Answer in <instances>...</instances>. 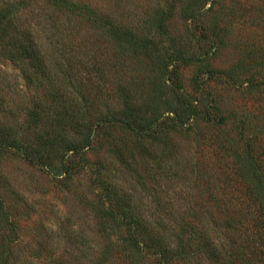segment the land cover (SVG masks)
Masks as SVG:
<instances>
[{"label": "rangeland", "instance_id": "obj_1", "mask_svg": "<svg viewBox=\"0 0 264 264\" xmlns=\"http://www.w3.org/2000/svg\"><path fill=\"white\" fill-rule=\"evenodd\" d=\"M75 1L88 4L102 15H114L117 25L126 26L130 46L138 38L156 45L157 50L144 48L134 53L130 47L129 53L119 54L110 45L106 48L103 39L97 42L103 49L101 57L112 53L111 68L118 71L121 85L132 91L135 103L159 93V67L174 49H185L191 55H203L202 61L177 67L172 81L166 80L171 73L164 75L162 106L172 98L178 83L197 99L198 107L212 109L211 117L227 118L232 143L239 152L245 150V140L239 133L243 120L246 137L252 135L258 144L264 143V0H204L201 7L205 10L195 20H188L183 12L190 0ZM168 6L167 34L157 26L160 9ZM199 25H208V30L203 29L208 32V40L197 30ZM97 32L93 27L90 33ZM255 49L254 58L249 57ZM80 58L87 60L85 55ZM249 59H254L257 69L248 70ZM22 64L0 55V264H164L155 241L145 230L149 231L148 225L159 230L166 213L173 220L188 215L189 224L194 222L197 227L206 223L211 248H220L223 255L222 259L209 255L207 264H240L231 243L253 234L250 243H237V247L245 245L240 250L249 257L248 264H264V222H260L264 218V194L255 193L251 207L255 221L250 216L239 222L236 217L242 206H247L245 197L249 194L242 188L241 176L247 178L253 167H237L235 174L236 167H230L228 155L220 163L208 160L212 149L200 135L208 136L214 128L206 119L195 123L191 133L172 140L173 150L170 157L161 160L162 168L157 171L153 167L146 175L138 174L136 167L147 164L137 166L130 155L122 157L115 146L121 142L113 138L110 127H104L83 151L63 156L69 142L59 139L54 148H49L47 140L58 139L59 127L73 134L74 121L66 115L59 118L64 111L53 88L45 84L37 90L43 121L33 122L30 111L36 104V91L24 79ZM231 69H237L236 80L227 76ZM150 98L146 101H155ZM121 108V100L112 101L105 114L120 112ZM231 124L237 128L229 130ZM79 138L86 142L84 135ZM147 150L166 154L152 146ZM177 160L187 163V172L195 177V183L184 182L186 176H174L178 167L184 168L174 166ZM169 167L174 169L165 176L163 169ZM255 168L264 171V167ZM112 177L118 188L127 191L131 207L142 213L145 230L142 224L134 228L123 225L116 232L100 229L97 211L102 202L113 197L108 191ZM249 183L257 188L256 180ZM189 207L193 209L189 211ZM117 235H123L125 246L115 244ZM138 240H144V246Z\"/></svg>", "mask_w": 264, "mask_h": 264}, {"label": "trees", "instance_id": "obj_2", "mask_svg": "<svg viewBox=\"0 0 264 264\" xmlns=\"http://www.w3.org/2000/svg\"><path fill=\"white\" fill-rule=\"evenodd\" d=\"M203 1L186 2L183 12L188 20L197 19L198 15L205 10L201 7ZM170 12L169 6L165 10L160 9L157 26L160 32H167L166 21ZM93 27L98 30L96 35L90 33ZM203 29L208 30V25L197 26V30L201 33ZM206 30L203 36L208 40ZM92 37L94 41H90ZM128 37L130 34L126 26L117 25L114 15H102L82 2L75 0H0V55L23 63L24 79L27 80L29 87L32 86V89L36 91L34 94L36 104L31 107L30 111L31 119L35 124L43 121V116L38 109L37 90L39 91L45 84H48L53 88L64 111L60 116L55 113L56 117L61 118L66 115L74 121L71 129L74 131L73 134L59 127L58 139L52 142L47 140L49 148H54L60 140H66L69 143L66 144L63 156H67L71 151L81 152L86 146L92 145L104 127H110L113 129V138L121 142L115 145L119 153L122 157L130 155L131 162L136 163L137 166L141 163L147 164V167H136V170H140L138 174L143 172L146 175L147 170L153 171V167H156L157 171L162 168L161 160L170 157V152L173 150L174 145L170 144L172 140L191 133L195 123L206 119L209 127L214 128V132L208 136L200 135V140L204 142L207 140L205 145L210 144L212 149L209 151L211 156L208 160L220 163L226 160L228 155L229 160L227 161L230 167H236L235 174L239 171L237 167H253L247 178L241 176L242 188L245 193L249 194L245 197L247 206H242L241 212L237 217L235 216L239 222L249 219L253 216L251 207L254 204L255 193L264 194V171H258V168H255L264 167V143L258 144L252 135L246 137L248 135L244 128L246 121L243 120L239 133L245 140V150L239 152L237 146L232 143L234 138L228 131L227 127L230 123L226 122L227 118L223 117L221 120L216 115L211 117L212 109L208 106L198 107L197 99L187 93L178 83L172 92V98L168 97L163 103L166 105L162 106L160 100L164 96V75L171 73L166 80L172 81V73L177 70V67L202 61L203 55H191L185 49H174L172 53L167 54V59L159 67L160 75L162 74L157 89L159 93L155 92L152 97L150 96L151 98L145 96L142 102L135 103L132 91L121 85L118 71L111 68L114 60L112 53L101 57L99 52L103 49L97 44L103 39L107 44L106 48L112 46L113 50H117L119 54L129 53L128 48L130 47L133 48L134 53L144 48L157 50L156 45L147 43L144 38L136 39L130 46ZM212 45L216 47V40L212 41ZM255 52L256 49L251 51L249 57L254 58L253 53ZM72 55L77 57V61H74ZM84 55L87 60L80 58ZM253 60L249 59L247 63L250 65L249 71L258 68ZM237 74V69H231L227 76L236 80ZM256 75L260 77L258 73ZM83 85H89V87L86 88ZM148 98H153L155 101L148 102L146 101ZM118 99L122 103L121 111L105 114L110 108V103ZM216 114L223 116L219 112ZM234 127L236 125L231 124L229 130ZM79 135L85 136L84 144L82 139L79 138L78 141ZM148 146L156 148L157 151H164L166 154L161 156L159 152L152 153L147 150ZM178 161L173 162L174 166H184V168L178 167L174 176L179 178L186 176L184 182L195 183V177L187 172V163L181 161L178 163ZM52 168L55 170V167ZM65 168L68 170L67 167ZM173 169L174 167L163 169L164 175L167 176ZM183 169L186 173H183ZM113 178L111 183L108 182L110 184L108 191L112 192L113 197L105 204L102 202L97 211L99 226L103 232L112 230L116 232L123 225L134 228L143 221L140 217L142 213L131 207L132 203L127 191L124 187L118 188ZM158 180L159 178L155 181ZM254 180L257 181L256 189L252 188L249 183ZM188 209L191 211L193 207ZM161 220L163 221L162 227L159 226L157 231L154 230V226L148 225L149 231L145 230L146 227L143 224L142 226L149 235V239L155 241L154 246L158 248L159 256L164 264H207L209 255L218 259L223 258L220 248L216 246L211 248L206 223H201V226L197 227L194 222L189 224L188 215L179 216L173 220L168 213L161 217ZM198 220L202 221L199 217ZM252 220L255 221L254 216ZM256 220L264 222V218ZM144 221L147 222L148 219L144 218ZM253 235L247 236L243 241L231 243L235 259L241 261L240 264H248L249 257L246 254L242 255L243 251L240 250L241 247L245 248V245L239 244L237 247V243H250ZM124 240L123 235H117L115 244L123 247L125 246ZM138 243L144 246L145 241L138 240Z\"/></svg>", "mask_w": 264, "mask_h": 264}]
</instances>
